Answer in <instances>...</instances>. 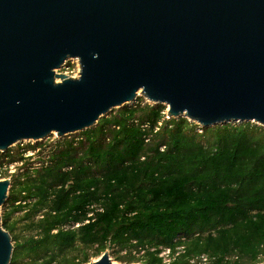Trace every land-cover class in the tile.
<instances>
[{"label": "trees", "instance_id": "1", "mask_svg": "<svg viewBox=\"0 0 264 264\" xmlns=\"http://www.w3.org/2000/svg\"><path fill=\"white\" fill-rule=\"evenodd\" d=\"M142 101L59 138L38 165L24 151L45 142L0 152L5 172L22 169L1 207L9 264H85L106 248L126 263L264 261V126L201 127Z\"/></svg>", "mask_w": 264, "mask_h": 264}, {"label": "water", "instance_id": "2", "mask_svg": "<svg viewBox=\"0 0 264 264\" xmlns=\"http://www.w3.org/2000/svg\"><path fill=\"white\" fill-rule=\"evenodd\" d=\"M72 58L76 76L57 72ZM139 95L201 127L264 126V0H0V152L82 131ZM85 264L115 263L104 250Z\"/></svg>", "mask_w": 264, "mask_h": 264}, {"label": "rangeland", "instance_id": "3", "mask_svg": "<svg viewBox=\"0 0 264 264\" xmlns=\"http://www.w3.org/2000/svg\"><path fill=\"white\" fill-rule=\"evenodd\" d=\"M67 62H69V64H71V65L68 66L67 65ZM78 67L79 66H78L77 60L75 58H72V59L67 60L61 68L57 69V72L67 74L69 76H76L78 74ZM139 96H141V95H139ZM142 98H143L142 103L148 102L144 97H142ZM148 103H151V102H148ZM113 109H115V108H113ZM166 109H167V106L165 105V110ZM197 130L198 131H201L199 128H197ZM77 133L78 132H74V133H71V134L72 135H77ZM71 134L70 135H65V136H72ZM59 138L60 137H58L55 133H51L48 137L43 138L42 140H38V141H41V142H45L46 145L45 146H41V147H36L35 149H29V151H28L27 154H31L30 155L31 156V161L33 162L32 165H38V164H40V162L37 161V157L38 156H41L42 158H46L47 155H48V152L53 147V144ZM35 142L36 141H33V140H30V141L25 140V141H22L21 143H15V144H13L10 148H11L12 151H14L18 147H20V146L22 147L25 144H29V143L30 144H33ZM20 164H21L20 162L9 164L6 172H5L4 168H0V179H2V178H10L11 179L12 174H14L16 172H20L22 170V169H18V167H17ZM19 214L20 213H14L13 216H19ZM105 250L109 253V255L111 257V260L115 264H123V263H126V262H121L120 260H115L114 259L113 255H112V252H113V249L112 248H106ZM98 256H92V257H90V260L89 261L96 259ZM126 264H128V263H126ZM258 264H264V261L261 262V263H258Z\"/></svg>", "mask_w": 264, "mask_h": 264}, {"label": "built area", "instance_id": "4", "mask_svg": "<svg viewBox=\"0 0 264 264\" xmlns=\"http://www.w3.org/2000/svg\"><path fill=\"white\" fill-rule=\"evenodd\" d=\"M163 113H164V117H165V118H167V119L170 118V117L167 116V114H166V110H164ZM158 124H160V122H158ZM141 127H142V128L147 127V124H146V123H145V124H142ZM21 142H22V141H21ZM21 142H18V143H21ZM28 151H29V149L24 151V155H25V156H29V155H31V154H27ZM168 253H169V249H168V248H165V249H163V250L159 253V256H162L163 259H164V261H167V257H166V256L168 255ZM200 259H201L202 261H204L206 258H205L204 256H200Z\"/></svg>", "mask_w": 264, "mask_h": 264}]
</instances>
